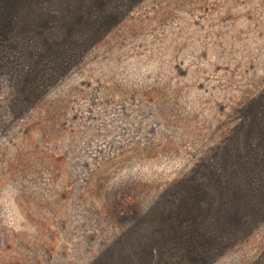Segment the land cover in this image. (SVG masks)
Segmentation results:
<instances>
[{
	"label": "rangeland",
	"instance_id": "rangeland-1",
	"mask_svg": "<svg viewBox=\"0 0 264 264\" xmlns=\"http://www.w3.org/2000/svg\"><path fill=\"white\" fill-rule=\"evenodd\" d=\"M5 91L0 264H193L158 210L195 163L264 143V0H138L21 117ZM202 264H264V217Z\"/></svg>",
	"mask_w": 264,
	"mask_h": 264
},
{
	"label": "trees",
	"instance_id": "trees-1",
	"mask_svg": "<svg viewBox=\"0 0 264 264\" xmlns=\"http://www.w3.org/2000/svg\"><path fill=\"white\" fill-rule=\"evenodd\" d=\"M136 1L0 0V78L9 113L21 117ZM249 139L223 147L220 163H195L163 194L158 216L184 243L181 258L206 263L264 217V143L257 148ZM218 238L217 251L202 246ZM132 257L146 264L165 258L152 246L137 247Z\"/></svg>",
	"mask_w": 264,
	"mask_h": 264
}]
</instances>
